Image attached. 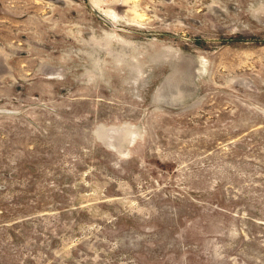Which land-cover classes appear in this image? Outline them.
<instances>
[{"label": "rangeland", "instance_id": "obj_1", "mask_svg": "<svg viewBox=\"0 0 264 264\" xmlns=\"http://www.w3.org/2000/svg\"><path fill=\"white\" fill-rule=\"evenodd\" d=\"M0 264H264V0H0Z\"/></svg>", "mask_w": 264, "mask_h": 264}]
</instances>
